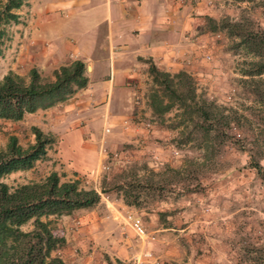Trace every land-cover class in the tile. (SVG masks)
I'll list each match as a JSON object with an SVG mask.
<instances>
[{
    "label": "rangeland",
    "instance_id": "rangeland-1",
    "mask_svg": "<svg viewBox=\"0 0 264 264\" xmlns=\"http://www.w3.org/2000/svg\"><path fill=\"white\" fill-rule=\"evenodd\" d=\"M185 2L187 9L196 7L197 51L185 54L187 69L170 72L185 69L196 93L221 110L220 121L211 120L213 129L204 135L196 114L181 115L176 105L153 114L147 72L137 106L93 127L101 151L97 165L75 170L61 139L53 136L44 157L0 178L14 186L55 170L60 180L77 179L79 186L98 191L92 207L49 216L53 232L64 237L52 254L64 264H258L255 246L264 247V180L251 162L256 159L264 167V71L256 73L264 57L256 55L254 44L239 39L237 34L248 30L230 34L221 19L228 16L245 30L248 26L250 36L264 32V0ZM11 22L4 25L0 43V78L8 70L27 76L35 66V60L18 56L16 31L7 27ZM52 70L38 73L51 79ZM68 100L56 103L60 111L69 109ZM130 104L127 99L125 106ZM45 108L17 120L0 117V148L9 134L22 146L32 142L30 126L46 125ZM76 121L69 129L85 124ZM128 215L141 221L143 236L128 225ZM30 227V222L21 226Z\"/></svg>",
    "mask_w": 264,
    "mask_h": 264
},
{
    "label": "crops",
    "instance_id": "crops-1",
    "mask_svg": "<svg viewBox=\"0 0 264 264\" xmlns=\"http://www.w3.org/2000/svg\"><path fill=\"white\" fill-rule=\"evenodd\" d=\"M25 1L15 9L17 20L7 26L16 31L18 56L35 60L37 71L73 59L89 65L86 84L66 98L69 109L50 105L41 112L46 125H36L63 140L61 150L67 151L75 170L93 167L101 159L93 127L119 116L123 108L137 106L148 60L167 71L187 69L183 58L197 51L196 7L187 9L185 0ZM38 111L25 113L35 116ZM80 118L84 126L69 129Z\"/></svg>",
    "mask_w": 264,
    "mask_h": 264
},
{
    "label": "trees",
    "instance_id": "trees-1",
    "mask_svg": "<svg viewBox=\"0 0 264 264\" xmlns=\"http://www.w3.org/2000/svg\"><path fill=\"white\" fill-rule=\"evenodd\" d=\"M25 0H0V43L4 25L16 21L15 11ZM215 22L210 16L205 19ZM221 25L230 34L234 29L248 33L237 34L241 41L254 44L258 56L264 57V32L249 35L248 26L241 27L239 21L225 16ZM256 73L264 71V62L258 63ZM85 63L73 59L58 65L52 70L51 79L42 78L35 67H30L27 76L8 70L0 78V117L20 119L25 112H33L65 100L76 89L87 82ZM147 72L151 87L147 94L148 106L155 115H162L176 105L179 114L195 113L200 120L199 129L207 134L212 121L217 122L220 109L212 100H207L195 91L192 76L183 68L170 72L155 66L148 60ZM198 95V98H197ZM212 120V121H211ZM220 121V120H219ZM199 126V125H197ZM32 142L26 146L18 143L14 134L7 136L0 148V178L14 170L26 169L34 161L45 156L46 148L53 141L49 132L31 125ZM213 129V128H212ZM255 172L264 180V167L258 160L251 162ZM127 203H132L126 200ZM99 200L94 188L79 186L77 179L60 180L55 170L44 177L9 186L0 180V264H64L52 251L64 243V237L53 232L50 226L51 215L70 213L79 208H90ZM30 222L31 227L21 226ZM256 256L258 264H264V247Z\"/></svg>",
    "mask_w": 264,
    "mask_h": 264
},
{
    "label": "built area",
    "instance_id": "built-area-1",
    "mask_svg": "<svg viewBox=\"0 0 264 264\" xmlns=\"http://www.w3.org/2000/svg\"><path fill=\"white\" fill-rule=\"evenodd\" d=\"M127 217H128V225L135 232V234H137L138 236H143L145 232L141 221L134 216L128 215Z\"/></svg>",
    "mask_w": 264,
    "mask_h": 264
}]
</instances>
